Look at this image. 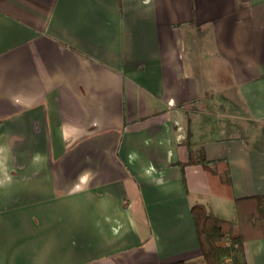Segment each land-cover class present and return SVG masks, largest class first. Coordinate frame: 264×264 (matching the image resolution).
Instances as JSON below:
<instances>
[{"label":"crops","instance_id":"1","mask_svg":"<svg viewBox=\"0 0 264 264\" xmlns=\"http://www.w3.org/2000/svg\"><path fill=\"white\" fill-rule=\"evenodd\" d=\"M263 196L264 0H0V264H264Z\"/></svg>","mask_w":264,"mask_h":264},{"label":"trees","instance_id":"2","mask_svg":"<svg viewBox=\"0 0 264 264\" xmlns=\"http://www.w3.org/2000/svg\"><path fill=\"white\" fill-rule=\"evenodd\" d=\"M189 137L188 134L184 141L188 150V160L185 163H180L179 166L183 168L186 165L198 164L202 168L218 174L220 179L228 181L226 171L218 173L219 162L207 161L202 148L193 154ZM256 199L258 204L254 208L253 214L249 216V220L254 223L247 226L248 230L258 222H264V196ZM190 216L194 224L202 264H225V261H228V264H244L239 259L246 233L241 228V222L223 219L203 204L192 205ZM171 264H193V261L183 260Z\"/></svg>","mask_w":264,"mask_h":264},{"label":"built area","instance_id":"3","mask_svg":"<svg viewBox=\"0 0 264 264\" xmlns=\"http://www.w3.org/2000/svg\"><path fill=\"white\" fill-rule=\"evenodd\" d=\"M225 264H228V261H225Z\"/></svg>","mask_w":264,"mask_h":264},{"label":"rangeland","instance_id":"4","mask_svg":"<svg viewBox=\"0 0 264 264\" xmlns=\"http://www.w3.org/2000/svg\"><path fill=\"white\" fill-rule=\"evenodd\" d=\"M247 233H250V232H246V234H247Z\"/></svg>","mask_w":264,"mask_h":264}]
</instances>
